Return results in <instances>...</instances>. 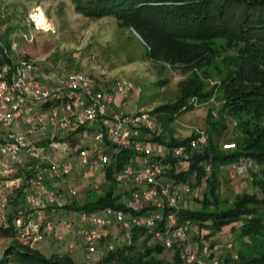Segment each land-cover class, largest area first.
<instances>
[{"label": "built area", "instance_id": "1", "mask_svg": "<svg viewBox=\"0 0 264 264\" xmlns=\"http://www.w3.org/2000/svg\"><path fill=\"white\" fill-rule=\"evenodd\" d=\"M34 14H29L28 26L44 30ZM19 35L27 42L33 39L31 29ZM17 49V41H5L0 32V227L13 226L16 238L32 248L52 237L64 253H72L79 243L88 260L104 243L107 227L118 226L122 233L120 238L116 233L111 236L108 249L130 242L131 231L143 228L165 249H177L183 264H224L222 258L212 257V244L201 232H195L198 239L192 238L197 228L192 221L180 217L182 202L193 191L191 181L169 178L170 173L185 171L190 154L207 145L206 130L196 128L186 143L167 145L154 139L163 129L148 109L131 113L117 109L116 95L125 100L134 89L128 79L117 76L107 86L82 71L52 77ZM191 101L197 105L195 98ZM16 122L18 130L2 131ZM45 140L47 144L39 143ZM124 151L133 155L121 162ZM252 166L245 159L231 164L237 175ZM107 169L115 205L127 210L106 206L93 212L76 210L75 217L69 216L62 197H78L74 173L89 180L87 190L99 192ZM205 171H210L207 164ZM18 190L22 203L14 208ZM143 208L141 214L132 213ZM58 225L75 239L62 240ZM114 239L119 242L114 244ZM232 247V240L224 244L225 250Z\"/></svg>", "mask_w": 264, "mask_h": 264}, {"label": "trees", "instance_id": "2", "mask_svg": "<svg viewBox=\"0 0 264 264\" xmlns=\"http://www.w3.org/2000/svg\"><path fill=\"white\" fill-rule=\"evenodd\" d=\"M70 1L75 12L85 17L96 19L109 16L127 25L131 24L149 53L155 49L151 30L175 42L224 38L228 44H244L242 53L233 58L220 84L213 86V89L222 91L223 102L217 120L211 119V112L208 114L207 145L190 154V164L185 171L170 173L169 178L176 181L189 180L193 190L205 177L207 188L200 199L195 198L197 206H183L179 211L181 218L189 219L197 228L206 227L212 235L226 224L241 222L238 236L249 237L250 242L234 254L229 251L223 257L224 264H264V177L252 173V185L258 193L236 192L231 201L220 198L216 193L220 184L218 172L222 165L242 159L264 164V0ZM207 57L203 53L198 60ZM162 59L167 63L175 62L173 55ZM191 80L173 101L157 105L150 111L163 129V134L154 139L167 145H180L193 137L192 133L186 138H176L169 126L170 121L195 108L192 97L195 96L197 101H208L210 91L204 89L196 72L192 73ZM229 121L235 122V128L244 133L245 140L240 145H233L231 151H225L213 145L212 135L228 130ZM39 143L47 144L48 140ZM132 155L124 151L119 157L124 162ZM206 164L210 166L209 173L205 171ZM112 192L111 172L107 169L106 181L100 192L88 191L82 203L71 201L63 207L93 212L106 206H116ZM21 203L22 190H18L12 205L16 208ZM116 207L127 210L123 205ZM145 210L143 208L132 213L141 214ZM195 235L192 238L198 239L199 235ZM0 236L11 238L0 258V264H183L177 249L165 254L169 250L143 228H134L130 242H123L112 249H108L109 238L106 237L98 259L94 262H77L69 254L61 252L45 255L20 242L13 226L0 227Z\"/></svg>", "mask_w": 264, "mask_h": 264}, {"label": "rangeland", "instance_id": "3", "mask_svg": "<svg viewBox=\"0 0 264 264\" xmlns=\"http://www.w3.org/2000/svg\"><path fill=\"white\" fill-rule=\"evenodd\" d=\"M36 10L46 17V26H40L44 30L35 31L31 25L28 26V16ZM30 29L33 39L27 42L19 34ZM0 32L4 40L13 38L17 41V51L36 61L40 71L45 75L62 77L70 72L82 71L103 81L107 86L117 76L128 79L134 88L132 93L125 100L119 94L115 97L117 109L124 113H131L140 107L152 111L157 105L173 101L180 90L192 81V73L196 72L204 89L210 91L208 101L198 99L197 105L193 104L195 108L183 112L176 120L169 122L176 138L189 137L196 128L206 130L209 112L212 120L219 118L223 102L222 91L213 89V86L220 84V79L228 73L233 58L239 56L244 49V44H228L224 38L206 41L187 39L175 42L151 30L150 35L154 37L155 49L149 53L131 24L127 25L109 16L96 19L85 17L75 12L70 0H0ZM203 53L208 57L198 60ZM171 55L174 56V63H167L162 59L170 58ZM192 98L197 100L195 96ZM17 123L2 131L18 130ZM234 124L235 122L229 121L228 130L212 135L214 146L231 151L234 149L233 145L244 142V133L236 129ZM231 170V164L222 165L219 169L220 184L216 193L220 198L231 201L236 192L258 193L252 185L251 176L252 173H257L264 177V164L253 163V166L241 175L232 174ZM101 180L100 174L97 181ZM72 182L79 191L78 197L69 198V202H77L89 191L87 190L90 186L89 180L74 173ZM206 188L204 177L202 183L194 187L182 205L197 206L195 198L200 199ZM240 226V221L231 222L212 235L206 227L198 228L212 244V257L223 259L229 251L230 254H234L250 242L249 237L238 236L237 230ZM111 229L117 237H121L122 233L118 226ZM108 238L111 240V236ZM10 240V237L0 236V258ZM230 240L233 247L225 250L224 244ZM112 242L116 244L119 241L114 239ZM104 244L105 242L101 246ZM101 246L89 260L85 258L82 249L76 248L74 252L67 254L77 262H94L98 259ZM34 248L45 255L53 252L45 247L43 241ZM170 253L171 251L165 252Z\"/></svg>", "mask_w": 264, "mask_h": 264}, {"label": "crops", "instance_id": "4", "mask_svg": "<svg viewBox=\"0 0 264 264\" xmlns=\"http://www.w3.org/2000/svg\"><path fill=\"white\" fill-rule=\"evenodd\" d=\"M231 173L232 174H234V172H233V170H231ZM225 174V173H224ZM236 175V174H235ZM222 176V175H221ZM62 187H63V183H61V182H59V186H58V188H60V189H62ZM62 191V193L64 192V189L63 190H61ZM191 195V194H190ZM189 195V196H190ZM188 196V197H189ZM232 197H234V195L232 196ZM69 196L67 195V194H64L63 195V197H62V200L64 201V203L65 204H68V203H70L69 202ZM187 199V198H186ZM233 199V198H232ZM229 200V199H228ZM77 202H81V200L79 199V200H77ZM65 209V211L68 213V215L70 216H72V217H75L76 216V210H73V209H66V208H64ZM59 214H60V211H57V212H54V214H53V220L54 221H57L58 220V217H59ZM113 226H111V227H107L106 229H104V231L105 232H107L108 233V235H107V238H108V236H114V232H112V228ZM57 229H58V231H59V236H60V238L62 239V240H68V241H70V240H72V239H75V237L70 233V231L69 230H67L65 227H63V226H61V225H58V227H57ZM109 229H110V232H109ZM197 231V228L196 229H194V230H192V232H191V234L193 235V237L194 236H196L195 235V232ZM221 237V236H220ZM43 242H45V247L46 248H48V250H50V251H53L52 253H55V252H60V251H62L61 249H60V247L58 246V241H56L55 240V238H52V237H49V238H47V239H45ZM77 248L78 249H82V247L79 245V243H78V245H77ZM63 252V251H62ZM64 253V252H63Z\"/></svg>", "mask_w": 264, "mask_h": 264}, {"label": "bare ground", "instance_id": "5", "mask_svg": "<svg viewBox=\"0 0 264 264\" xmlns=\"http://www.w3.org/2000/svg\"><path fill=\"white\" fill-rule=\"evenodd\" d=\"M36 20H37V24L39 26H46V20H45V15L40 13L38 10H36V14H34Z\"/></svg>", "mask_w": 264, "mask_h": 264}]
</instances>
